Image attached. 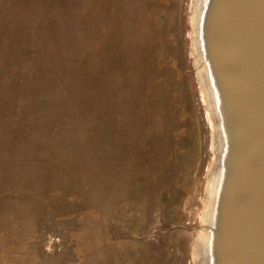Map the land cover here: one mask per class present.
Listing matches in <instances>:
<instances>
[{"label":"rangeland","instance_id":"rangeland-1","mask_svg":"<svg viewBox=\"0 0 264 264\" xmlns=\"http://www.w3.org/2000/svg\"><path fill=\"white\" fill-rule=\"evenodd\" d=\"M190 13L0 0V264L196 263L213 151Z\"/></svg>","mask_w":264,"mask_h":264},{"label":"water","instance_id":"water-1","mask_svg":"<svg viewBox=\"0 0 264 264\" xmlns=\"http://www.w3.org/2000/svg\"><path fill=\"white\" fill-rule=\"evenodd\" d=\"M202 61L221 136L207 264H264V0H203Z\"/></svg>","mask_w":264,"mask_h":264},{"label":"bare ground","instance_id":"bare-ground-1","mask_svg":"<svg viewBox=\"0 0 264 264\" xmlns=\"http://www.w3.org/2000/svg\"><path fill=\"white\" fill-rule=\"evenodd\" d=\"M203 0H190L191 13L189 15L190 24V48L191 54L194 59V67L196 68V76L199 82L200 91L205 104L208 119L212 129V151L213 159L209 165L208 172L206 175V188L205 196L202 200L203 209H201L202 222L208 223L213 208V201L216 193L217 183L219 179V168H218V154L221 148V136L218 127L216 110L213 103V95L210 89V85L207 78L206 68L202 61L200 42L198 36L199 30V17L202 8ZM200 220V219H199ZM200 222V221H199ZM192 256L194 255L195 264H207V248H208V232L202 227V232L196 237ZM194 263V262H193Z\"/></svg>","mask_w":264,"mask_h":264}]
</instances>
